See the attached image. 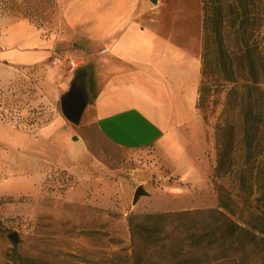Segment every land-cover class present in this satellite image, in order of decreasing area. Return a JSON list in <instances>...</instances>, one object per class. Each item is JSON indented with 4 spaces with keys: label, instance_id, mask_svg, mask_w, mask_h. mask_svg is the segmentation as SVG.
Returning a JSON list of instances; mask_svg holds the SVG:
<instances>
[{
    "label": "rangeland",
    "instance_id": "1",
    "mask_svg": "<svg viewBox=\"0 0 264 264\" xmlns=\"http://www.w3.org/2000/svg\"><path fill=\"white\" fill-rule=\"evenodd\" d=\"M259 4V25L255 24L258 29L250 42L258 43L264 58V0ZM151 8L154 24L166 21L178 29L186 14L202 26L201 0H158ZM10 17L26 18L44 37L56 39L69 32L59 0H0V36L8 31L1 26ZM15 27L18 32L27 29ZM73 48L71 41L65 47L59 43L48 57L27 64H16L0 52V264H132L128 216L216 206L217 186L230 191L236 220L257 224L256 216L264 213V205L256 199L264 190V123L261 130L251 132L247 146L236 104L239 96L233 94L228 104L231 84L224 83L223 76H201L209 85L197 107L204 141L197 134L189 138L193 162L177 171L184 167L170 163L174 154L168 148L151 144L124 149L99 133L91 108L96 91L91 72L85 84L88 102L79 123L64 117L60 97L85 65L66 52ZM240 74L236 79L242 85ZM238 91L246 94L244 87ZM223 117L234 129L232 140H223L233 148L230 169L227 159L216 168L215 129ZM201 142H205L203 153ZM248 156L254 166L252 190L239 184ZM139 184L147 194L133 203ZM12 231L18 235L16 243L8 237Z\"/></svg>",
    "mask_w": 264,
    "mask_h": 264
},
{
    "label": "crops",
    "instance_id": "2",
    "mask_svg": "<svg viewBox=\"0 0 264 264\" xmlns=\"http://www.w3.org/2000/svg\"><path fill=\"white\" fill-rule=\"evenodd\" d=\"M59 5L68 33L44 37L26 18L10 17L1 26L8 31L0 36V52L16 64L34 63L71 41L74 48L63 50L84 61L86 78L91 72L99 133L124 149L168 148L174 154L170 163L184 167L177 171L188 169L189 138L197 134L204 141L197 110L202 37L197 19L183 15L178 29L166 21L154 24L149 0H59ZM16 24L26 31L18 32ZM204 147L201 142L202 153Z\"/></svg>",
    "mask_w": 264,
    "mask_h": 264
},
{
    "label": "trees",
    "instance_id": "3",
    "mask_svg": "<svg viewBox=\"0 0 264 264\" xmlns=\"http://www.w3.org/2000/svg\"><path fill=\"white\" fill-rule=\"evenodd\" d=\"M259 3L201 0V76L218 74L224 83L231 84L228 104L233 94L239 96L236 104L242 118V140L247 146L251 145V132L261 130L264 123V58L258 43L250 42L259 25ZM238 73L245 81L242 85L237 82ZM239 87H244L246 94H238ZM252 91H256L255 98ZM208 93L209 85L200 80L197 107ZM233 130L227 117L216 124V168L226 159L227 169L232 167V144L225 145L223 140L228 137L231 141ZM249 164L253 162L248 156L241 165L239 184L250 190L254 166ZM217 187L218 204L213 207L128 216L132 264H264V213L256 216L255 225L241 223L234 218L235 202L230 191ZM256 199L264 205V190Z\"/></svg>",
    "mask_w": 264,
    "mask_h": 264
},
{
    "label": "water",
    "instance_id": "4",
    "mask_svg": "<svg viewBox=\"0 0 264 264\" xmlns=\"http://www.w3.org/2000/svg\"><path fill=\"white\" fill-rule=\"evenodd\" d=\"M156 4L158 0H149ZM86 72L81 69L77 71L69 82L68 89L60 97V108L64 117L74 124H78L82 113L87 105ZM147 194L142 184H139L134 191L132 202L136 203L141 195ZM13 243L18 242V235L15 231L8 234Z\"/></svg>",
    "mask_w": 264,
    "mask_h": 264
},
{
    "label": "built area",
    "instance_id": "5",
    "mask_svg": "<svg viewBox=\"0 0 264 264\" xmlns=\"http://www.w3.org/2000/svg\"><path fill=\"white\" fill-rule=\"evenodd\" d=\"M53 62L56 63V62H57V59L55 58V59L53 60ZM164 179H167V177H164Z\"/></svg>",
    "mask_w": 264,
    "mask_h": 264
}]
</instances>
